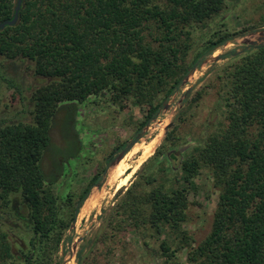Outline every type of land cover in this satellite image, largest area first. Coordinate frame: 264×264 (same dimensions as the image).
<instances>
[{
	"label": "trees",
	"instance_id": "16d2710c",
	"mask_svg": "<svg viewBox=\"0 0 264 264\" xmlns=\"http://www.w3.org/2000/svg\"><path fill=\"white\" fill-rule=\"evenodd\" d=\"M227 1L23 0L17 23L0 29V55L11 59L9 75L0 68V80L20 95L23 105L0 114V264H9L10 258L52 264L75 217V194L62 201L41 164L59 109H77L76 104L105 94L114 102L133 98L144 115L142 131L204 52L229 40L230 35L213 37L192 63L186 61L194 30L218 15ZM16 4L0 0V23L13 17ZM27 60L47 80L33 93L32 121L20 119L29 110ZM217 73L224 89L220 126L198 139L180 163L167 150L168 141L171 149L178 146L175 126L159 150L164 156L160 164L145 166L117 203L105 239L127 227L153 229L178 234L177 248H187L194 264H264V45L231 56ZM203 173L219 197L211 231L197 241L184 224L198 189L196 178ZM99 181L98 174L91 178L79 202ZM13 195L22 199L13 206L16 213L32 224L28 251H16L5 229L20 220L11 211ZM161 249L168 253L172 246L162 241Z\"/></svg>",
	"mask_w": 264,
	"mask_h": 264
},
{
	"label": "rangeland",
	"instance_id": "374dc122",
	"mask_svg": "<svg viewBox=\"0 0 264 264\" xmlns=\"http://www.w3.org/2000/svg\"><path fill=\"white\" fill-rule=\"evenodd\" d=\"M262 31L264 0H228L218 15L204 21L194 30L193 47L186 61L192 63L213 37L216 39L230 35L229 40L214 51L204 52L193 65H199L195 72L187 80L185 77L188 74L185 75L179 88L163 101L159 112L142 131H138V128L144 115L133 98L114 102L112 96L105 94L101 97L92 96L85 103L76 104L77 109H59L51 128L50 146L41 162L47 178L55 180L54 192L59 194L62 201L69 194H75L77 206L81 204L80 194L94 175H100L99 183H103V186L93 187L89 198L81 204L77 223L73 227L72 220L64 230L52 264H194L188 258L187 248H177L180 244L178 234H158L153 229L136 231L127 227L114 239H105L103 235L110 233L107 220L140 171L147 165L154 169L163 160L164 156L159 150L175 126L178 128V146L171 149L173 146L169 141L167 146L168 152L173 150L174 156H177L174 157L175 163H180L198 139L220 126L224 120V89L217 72L232 55L223 59H217V56L244 49L247 42L256 39L258 32ZM10 61L6 55H0V68L8 75ZM23 71L28 74L26 84L29 89L25 91V102L29 110L22 112L20 119L32 121L33 93L47 80L35 73L32 61H26ZM21 101L20 95L0 80V114L21 110ZM170 123L172 125L168 127ZM144 130L145 136L140 142L105 174L107 158L116 148H125ZM169 166L167 162L166 167ZM196 181L198 189L190 197L188 220L184 228L197 241H201L211 231L219 189L214 187L206 173L198 176ZM12 199L13 217L20 218L16 207L22 204V199L19 195H13ZM15 204L17 206L13 207ZM31 225L25 218L19 221L13 219L5 224L16 251L20 248L28 251L32 237L28 227ZM162 241L172 246L171 251H162ZM173 250L176 252L171 255ZM8 262L26 263L23 258L18 262L10 258Z\"/></svg>",
	"mask_w": 264,
	"mask_h": 264
},
{
	"label": "water",
	"instance_id": "95a60500",
	"mask_svg": "<svg viewBox=\"0 0 264 264\" xmlns=\"http://www.w3.org/2000/svg\"><path fill=\"white\" fill-rule=\"evenodd\" d=\"M22 2H23V0H17V4H16V7H15V11H14L13 17L11 19H7V20L1 22L0 23V29L5 28L7 25H15L17 23V21L19 19V12H20L21 7H22ZM258 34H259V36L256 39L249 40L247 42L248 44L245 46L244 49H241V50L236 51V52L229 51L227 53L220 54L219 56H217V59H223V58H225L228 55L237 56V55H240V54L244 53L246 50H248L250 48H255L257 46L264 45V31L258 32ZM198 66L199 65L196 64L193 67V69L190 70L188 75L185 77L186 80L195 72V70L198 68ZM189 91L190 90H188L187 93ZM148 125H149V123H148ZM171 125H172V123H170L168 127H170ZM144 136H145V130L143 132H141L139 135H137L131 142H129L127 144V146L122 149V151L119 153V155L116 158L113 159L112 162L107 163V166H106V169H105V174L108 173V170H109V168L111 166H113V165L117 164L118 162H120L134 148V146L140 142V140ZM102 186H103V183L100 182V183H96L94 187H102ZM90 194H91V192L89 193L87 198L85 200H83L82 202H80V203L84 204V202L88 199ZM81 204H78L76 206L75 217H74L73 222H72V226L73 227L77 223V220H78V217H79V214H80V210H81V207H82ZM27 264H29V262Z\"/></svg>",
	"mask_w": 264,
	"mask_h": 264
},
{
	"label": "flooded vegetation",
	"instance_id": "af4514ba",
	"mask_svg": "<svg viewBox=\"0 0 264 264\" xmlns=\"http://www.w3.org/2000/svg\"><path fill=\"white\" fill-rule=\"evenodd\" d=\"M122 149V147L120 146L119 148H116V150L107 158V161H106V165H107V163H109L108 162V159L111 157V156H113V157H115V155H116V153L117 152H119L120 150ZM111 162V161H110ZM95 186V185H94Z\"/></svg>",
	"mask_w": 264,
	"mask_h": 264
},
{
	"label": "bare ground",
	"instance_id": "6f19581e",
	"mask_svg": "<svg viewBox=\"0 0 264 264\" xmlns=\"http://www.w3.org/2000/svg\"><path fill=\"white\" fill-rule=\"evenodd\" d=\"M110 169V168H109ZM108 172H109V170H108ZM128 179V178H127ZM89 198V197H88Z\"/></svg>",
	"mask_w": 264,
	"mask_h": 264
}]
</instances>
